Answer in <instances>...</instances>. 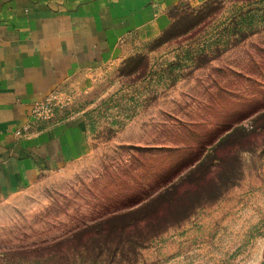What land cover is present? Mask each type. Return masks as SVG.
I'll list each match as a JSON object with an SVG mask.
<instances>
[{
	"label": "rangeland",
	"instance_id": "374dc122",
	"mask_svg": "<svg viewBox=\"0 0 264 264\" xmlns=\"http://www.w3.org/2000/svg\"><path fill=\"white\" fill-rule=\"evenodd\" d=\"M163 15L15 132L72 123L83 149L0 198V264L264 263V0Z\"/></svg>",
	"mask_w": 264,
	"mask_h": 264
},
{
	"label": "crops",
	"instance_id": "0c3cea01",
	"mask_svg": "<svg viewBox=\"0 0 264 264\" xmlns=\"http://www.w3.org/2000/svg\"><path fill=\"white\" fill-rule=\"evenodd\" d=\"M176 1L0 0V198L33 186L83 149L72 123L17 136L32 105L115 60L122 38L164 26V10Z\"/></svg>",
	"mask_w": 264,
	"mask_h": 264
},
{
	"label": "built area",
	"instance_id": "2783aa9c",
	"mask_svg": "<svg viewBox=\"0 0 264 264\" xmlns=\"http://www.w3.org/2000/svg\"><path fill=\"white\" fill-rule=\"evenodd\" d=\"M52 97L45 99L43 102L36 103L31 108V116L33 119H48L52 115L53 106L51 104Z\"/></svg>",
	"mask_w": 264,
	"mask_h": 264
},
{
	"label": "trees",
	"instance_id": "16d2710c",
	"mask_svg": "<svg viewBox=\"0 0 264 264\" xmlns=\"http://www.w3.org/2000/svg\"><path fill=\"white\" fill-rule=\"evenodd\" d=\"M198 169H200V167H195L194 168V170H192L188 175H187V177H186V179H184L183 180V182H186L187 183V185L188 186H190V185H196L197 184V182L200 180V178H199V176H198ZM223 176H225V174H223ZM173 191H177V188L175 187V188H173L172 189V187L169 189V193L168 194H173L174 192ZM152 203V202H151ZM150 203V204H151ZM154 203H157V202H153V204ZM145 208L146 207H140L139 209H137V210H135V211H132V212H130L129 214H127V215H129V216H135L136 214L137 215H139L141 212H143L144 210H145ZM107 227V226H106ZM124 228H126V227H124ZM109 229H116L115 227H109ZM109 229H107V230H109Z\"/></svg>",
	"mask_w": 264,
	"mask_h": 264
},
{
	"label": "water",
	"instance_id": "95a60500",
	"mask_svg": "<svg viewBox=\"0 0 264 264\" xmlns=\"http://www.w3.org/2000/svg\"><path fill=\"white\" fill-rule=\"evenodd\" d=\"M264 264V263H263Z\"/></svg>",
	"mask_w": 264,
	"mask_h": 264
}]
</instances>
